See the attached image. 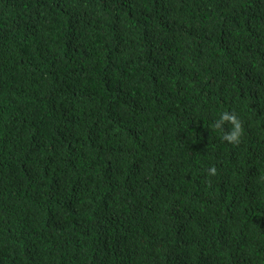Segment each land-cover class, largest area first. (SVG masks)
<instances>
[{"label":"trees","instance_id":"obj_1","mask_svg":"<svg viewBox=\"0 0 264 264\" xmlns=\"http://www.w3.org/2000/svg\"><path fill=\"white\" fill-rule=\"evenodd\" d=\"M0 264H264V0H0Z\"/></svg>","mask_w":264,"mask_h":264},{"label":"clouds","instance_id":"obj_2","mask_svg":"<svg viewBox=\"0 0 264 264\" xmlns=\"http://www.w3.org/2000/svg\"><path fill=\"white\" fill-rule=\"evenodd\" d=\"M226 124H230L231 128L224 131L223 140L230 144L239 145L244 135L243 122L235 112L224 111L220 114L219 119L214 122L213 126L216 129H224ZM207 172L210 176H214L217 174V169L213 166Z\"/></svg>","mask_w":264,"mask_h":264}]
</instances>
